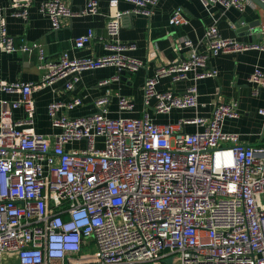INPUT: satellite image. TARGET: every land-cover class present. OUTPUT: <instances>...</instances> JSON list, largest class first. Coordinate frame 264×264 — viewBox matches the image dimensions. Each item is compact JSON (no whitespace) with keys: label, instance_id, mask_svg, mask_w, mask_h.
I'll return each instance as SVG.
<instances>
[{"label":"built area","instance_id":"2783aa9c","mask_svg":"<svg viewBox=\"0 0 264 264\" xmlns=\"http://www.w3.org/2000/svg\"><path fill=\"white\" fill-rule=\"evenodd\" d=\"M110 0L106 55L74 59L63 52L46 62L39 43L15 39L1 29L0 50L25 53L39 50L46 74L39 82L0 81V91L19 94L2 100L0 111V264H264V145L246 146L240 135L224 130L226 118H236L234 104H219L210 121L196 117L178 124H156L148 116L111 118L107 93L95 100L98 112L70 117L67 111L81 98L49 105L57 131L35 129L33 93L66 79L72 90L85 70L110 65L136 72L145 62L123 54L120 39L125 14L150 15L159 0ZM206 6L245 9L246 0H200ZM264 2V0H261ZM34 0H11L15 15L28 18ZM41 11L58 30L62 21L99 12V0H87L79 12L63 0L41 3ZM188 22L181 8L170 19L174 26ZM94 31L78 36L84 48ZM205 51L189 39L185 56L160 66L147 76L145 103L156 99L158 113L198 105L197 88L186 94L157 89L158 79L185 80L216 76L206 70L211 55L261 48L224 38L216 26L206 33ZM105 79L100 85L109 84ZM249 82L264 87V70L256 67ZM119 108L132 104L119 97ZM22 109L23 118L14 111ZM66 112V113H64ZM264 117V108L259 110ZM202 130L185 132L184 125ZM224 143V144H222Z\"/></svg>","mask_w":264,"mask_h":264},{"label":"crops","instance_id":"0c3cea01","mask_svg":"<svg viewBox=\"0 0 264 264\" xmlns=\"http://www.w3.org/2000/svg\"><path fill=\"white\" fill-rule=\"evenodd\" d=\"M47 0H34L25 20L15 15L10 7L11 0H0V38L3 25L7 34L15 39L17 45L24 40L28 44H41L46 62L57 61L61 53L68 52L71 58L82 59L108 54L107 18L110 0H99V12L79 14L62 21L58 30L53 29L51 18L44 14L40 5ZM74 12L83 10L87 0H63ZM133 5L120 1V9L128 11ZM181 8L188 22L174 26L170 19L176 9ZM260 22L262 32H253L250 25ZM216 26L224 38L236 39L244 43L257 42L264 45V10L253 0L245 1V9L225 8L219 5L206 6L200 0H159L150 15L125 14L121 19L120 39L127 45L123 54L145 62L136 72L121 70L110 65L100 69L85 70L75 88H66V79H61L33 93L36 104L35 129L39 133L52 134L53 127L49 105L53 102H68L81 98L83 103L67 111L70 117H79L99 111L95 100L110 95L106 105L111 118H141L148 116L156 124H178L182 120L205 118L210 121L219 104H234L238 113L236 118H226L223 127L227 132L240 135L243 145H264V117L259 113L264 108V87L249 82V76L256 67L264 70V50L252 48L237 53L211 55L206 70L216 72V76L196 78L199 70L191 71L189 77L173 81L171 76L158 79L157 89L171 90L184 95L190 87L197 88L198 105L192 108H175L169 113H158L156 99L145 103L144 85L147 76L153 75L162 65L178 61L185 56L182 41L189 39L201 52L206 48V33ZM94 31L92 40L82 49L75 48V39ZM46 74L40 67L39 50L25 53L0 50V81L39 82ZM109 84L100 85L102 80ZM19 94L0 91V111L2 100H17ZM119 97H125L132 104L131 109L119 108ZM66 113V112H64ZM22 109L14 111V118H23ZM199 125L186 124L185 132L202 130ZM224 144V143H222Z\"/></svg>","mask_w":264,"mask_h":264},{"label":"water","instance_id":"95a60500","mask_svg":"<svg viewBox=\"0 0 264 264\" xmlns=\"http://www.w3.org/2000/svg\"><path fill=\"white\" fill-rule=\"evenodd\" d=\"M253 1L256 2L264 10V2L263 1H261V0H253ZM250 27H252L253 32H254V30H255L256 33L262 32V28L260 26V22L259 21H256L255 23H252L250 25ZM246 146H250V145H246Z\"/></svg>","mask_w":264,"mask_h":264},{"label":"rangeland","instance_id":"374dc122","mask_svg":"<svg viewBox=\"0 0 264 264\" xmlns=\"http://www.w3.org/2000/svg\"><path fill=\"white\" fill-rule=\"evenodd\" d=\"M5 263H8V264H14L13 262H11V261H7V259H5V261H4Z\"/></svg>","mask_w":264,"mask_h":264}]
</instances>
